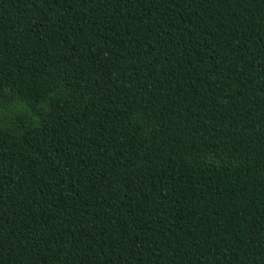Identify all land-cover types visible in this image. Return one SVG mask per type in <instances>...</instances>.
Listing matches in <instances>:
<instances>
[{
  "label": "trees",
  "instance_id": "1",
  "mask_svg": "<svg viewBox=\"0 0 264 264\" xmlns=\"http://www.w3.org/2000/svg\"><path fill=\"white\" fill-rule=\"evenodd\" d=\"M0 264H264V0H0Z\"/></svg>",
  "mask_w": 264,
  "mask_h": 264
}]
</instances>
